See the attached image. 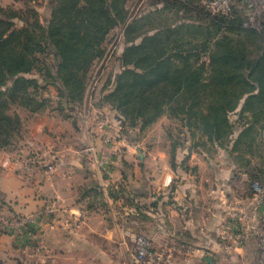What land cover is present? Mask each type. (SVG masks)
I'll list each match as a JSON object with an SVG mask.
<instances>
[{
  "label": "rangeland",
  "instance_id": "rangeland-1",
  "mask_svg": "<svg viewBox=\"0 0 264 264\" xmlns=\"http://www.w3.org/2000/svg\"><path fill=\"white\" fill-rule=\"evenodd\" d=\"M47 2L48 0H42L40 4H36L31 1V5H28L38 11V18L43 24L46 23L48 14ZM25 3V0H0V6H12L14 9H23L27 5ZM156 3H160L159 0H125L126 23L111 30L103 44L104 53L93 60L86 76L87 85L84 95L79 99L81 101L76 103L78 107L59 109L57 93L53 87L50 90L52 101L43 112H31L30 108L27 109L19 104L11 106V115L14 116L15 113L18 115L20 128L15 132L8 149L0 150V264H84V250L65 253L59 252L60 249L56 250L59 246L58 242L51 240L57 230L50 228L58 222L72 220L70 225L73 224V227L81 229L83 227L80 228V223L84 222V214H76L74 218L70 215L67 217L66 214L57 212L59 206L53 203L41 210L38 209L40 211H34L31 195L34 191L37 193L44 191V194L50 195L54 188L51 180L46 179L47 175L53 172L58 175L69 172V169L56 165L57 158L59 161L61 158L64 163H76L73 151L71 153L67 147H63L68 146V142L77 149L83 147V157L85 155L88 163L90 148L93 147L95 152L98 151L93 143L84 141L85 124L91 125L90 118L93 111L103 113L99 122L112 123L110 116L112 109L103 106L104 93L110 92L116 76L124 69L140 72V69H136L134 65L125 66L122 62L125 48L134 45V42L129 44L126 34L127 25L130 23L136 31L137 45L144 35L163 33L167 41L164 49L168 48L187 55L189 63L194 66L204 63L203 81V77L207 82L212 76L215 80H221L220 72L227 75L223 79L229 81V85L223 90L214 85V90L210 92V96L215 93L211 96L213 99L207 101L205 105L201 102L191 108L192 118L189 119L185 114L187 107L191 105L188 102L181 116L173 117L166 113L146 129L136 130L135 137L141 146L144 149L151 148L152 152L156 149H164L169 162L172 163L174 158L176 160L181 157L188 144L189 146L196 144L208 154L206 158L211 157L216 161L217 166L221 167L226 163V166L232 167L234 191L248 190L249 181L254 177L259 183L264 184V97L260 93L263 87L261 83L264 82V29H262L264 10L255 17L254 23L247 27L244 25L240 28L239 26L232 29L224 27L222 30H216L211 19L200 11L183 8L172 0H167V3L171 4L170 7L162 9L157 8ZM196 4L197 7L201 6L199 0H196ZM236 10L241 21L246 22L249 9L244 5L243 0H238ZM181 11L185 12L181 13ZM29 16L31 22L32 12ZM18 25L22 23L19 22ZM168 33L169 36H165ZM130 34L132 37L134 32L131 31ZM128 61L140 64L139 57L131 56ZM145 64L151 63L148 60ZM228 75L233 76L229 78ZM224 89L230 104L226 106L223 104L220 107L221 94H226L223 93ZM50 113L54 118L49 116ZM207 114L212 120L221 119L226 114L228 126L224 121L215 120L222 129L219 147L210 143L208 131L202 128V115ZM73 123L79 125L81 138H78L77 132H70V124ZM41 124L46 127L43 133L37 130ZM54 135H59L58 146L53 145L52 140L57 139ZM198 153L195 152L196 159L205 156L204 153L200 152L201 155ZM12 164L20 165V177L24 178L25 182L22 179L23 184L19 192L13 188L12 192L6 195L1 188L4 190L3 179L8 177ZM94 165L97 166L95 163ZM75 179L79 178L75 177ZM57 182L58 186L66 185V181L62 182L59 179ZM28 198L30 202H27ZM58 200H60L59 196ZM64 211L72 214L68 209L67 212L66 209ZM37 224L42 225L41 230ZM34 225L38 228L33 229ZM43 227H48L47 230H43L46 234L45 239L51 237V240L40 249L34 250L38 248V246L33 247L35 236L38 232H42ZM24 240L30 243L24 246L22 245ZM251 244L255 247V243Z\"/></svg>",
  "mask_w": 264,
  "mask_h": 264
},
{
  "label": "crops",
  "instance_id": "crops-1",
  "mask_svg": "<svg viewBox=\"0 0 264 264\" xmlns=\"http://www.w3.org/2000/svg\"><path fill=\"white\" fill-rule=\"evenodd\" d=\"M47 3L49 14L51 0ZM110 111L112 123L99 122L103 113L92 112L91 125L85 124L84 127V141L93 143L97 152L104 153L111 173L106 174L90 160L88 163L85 155L83 157V147L77 149L68 142V146L63 147L71 153L73 151L76 163H64L57 158L56 165L69 169V172L47 175L46 179L51 180L54 188L50 195L44 191H34L31 195L34 211L53 203L59 206L56 211L67 217L84 214V222L80 223L83 228L70 225L72 220L58 222L50 226L51 230H57L56 239L52 237L51 240V237L45 239L43 230L48 227H43L35 236L33 247L38 248L34 250L56 240L59 252L84 250V264H136L135 236L142 234L154 249L175 250L176 264H256L252 244L229 256L217 253L219 243L215 227L223 214L220 207L226 197L235 192L247 195L244 190L234 191L232 167L226 163L217 166L211 157L206 158L207 153L196 159L195 152H192L189 161L183 163L188 166V172L184 173L183 161L173 168L164 149L154 152L150 151L151 148L144 149L135 137L137 132L124 128L117 114ZM70 125V132H77L81 138L79 125ZM37 130L43 133L46 127L41 124ZM54 136L57 139L52 140L53 145L58 146L59 135ZM10 169L8 177L3 179L5 191L1 188L6 195L13 188L19 192L24 180L20 177L19 164L10 165ZM59 179L66 181V185L58 186ZM58 196L60 200L57 201ZM27 202H30L29 198ZM65 209L72 214L65 213ZM37 225L41 230L42 225ZM37 225L33 229H37ZM29 243L24 240L22 245ZM181 246L188 250L178 252Z\"/></svg>",
  "mask_w": 264,
  "mask_h": 264
},
{
  "label": "trees",
  "instance_id": "trees-1",
  "mask_svg": "<svg viewBox=\"0 0 264 264\" xmlns=\"http://www.w3.org/2000/svg\"><path fill=\"white\" fill-rule=\"evenodd\" d=\"M31 1L25 0L27 5L23 9L0 6V150L8 149L20 128L18 115H11L12 105H23L31 112H43L52 101L50 90L53 87L59 109L78 107L76 103L84 95L86 76L93 60L104 53L103 44L111 30L127 20L125 0H51L50 13L43 24L38 11L28 6ZM172 1L183 8L200 11L211 19L216 30L240 28L245 23L238 17V0L230 14H212L200 5L197 7L196 0L188 3ZM159 2L156 3L159 9L171 5L167 0ZM30 12L33 16L31 22ZM19 22L22 25H18ZM127 30L129 44L134 42V45L125 48L122 62L125 66L134 65L140 72L124 69L116 76L110 92L103 95V106L110 107L117 114L124 128L144 130L166 113L179 117L188 102L191 105L185 114L190 119L193 117L191 108L213 99L211 96L215 93L210 96V92L214 85L221 87L220 90L229 85V81L223 79L227 76L223 72L219 73L221 80L212 76L207 82L203 77V81L204 63L194 66L189 63L187 55L164 49L167 41L163 33L144 35L137 45L136 31L131 23ZM131 31L134 32L132 37ZM131 56L139 57L140 64L129 62ZM148 60L150 65L145 64ZM261 84L260 93L264 97V82ZM220 101V107L230 104L227 93L221 94ZM215 120L224 121L228 126L226 114L221 119L212 120L209 114L201 118L203 130L210 133L207 132L210 143L219 147L222 129ZM187 146L181 157L174 158L171 163L177 168L183 161L184 173L188 172V166L184 164L191 158L190 154L204 153L199 145ZM254 180L255 177L250 181Z\"/></svg>",
  "mask_w": 264,
  "mask_h": 264
},
{
  "label": "built area",
  "instance_id": "built-area-1",
  "mask_svg": "<svg viewBox=\"0 0 264 264\" xmlns=\"http://www.w3.org/2000/svg\"><path fill=\"white\" fill-rule=\"evenodd\" d=\"M40 4L42 0H32ZM188 3L190 0H180ZM236 0H199L203 8L212 14H230ZM249 9L247 27L254 23L255 17L264 10V0H243ZM90 161L100 167L106 174L111 171L106 165L103 152H92ZM247 195L233 193L226 197L222 209L221 220L215 227L216 238L219 243L217 253L229 256L240 253L248 244L255 243L256 264H264V184L257 180L250 181ZM249 193V194H248ZM136 264H174L173 249H154L150 240L144 235L135 236ZM185 246L177 249L178 252L187 251Z\"/></svg>",
  "mask_w": 264,
  "mask_h": 264
}]
</instances>
